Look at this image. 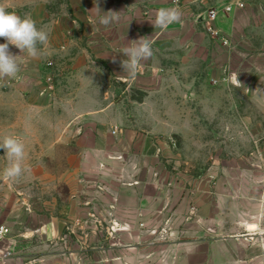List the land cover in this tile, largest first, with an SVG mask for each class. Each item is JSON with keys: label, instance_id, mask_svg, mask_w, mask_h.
Returning a JSON list of instances; mask_svg holds the SVG:
<instances>
[{"label": "rangeland", "instance_id": "1", "mask_svg": "<svg viewBox=\"0 0 264 264\" xmlns=\"http://www.w3.org/2000/svg\"><path fill=\"white\" fill-rule=\"evenodd\" d=\"M63 2L53 0L50 12ZM228 20L216 37L197 27V43L173 62L161 58L145 80L69 62L60 47L49 54L41 46L35 58L11 51L21 70L0 79V141L20 137L29 170L4 178L9 161L0 149V225L8 236L0 264H28L45 247L65 251L67 264L112 258L106 139L125 130L145 137L133 150L149 157L136 161L163 170L167 181L199 190L207 177L214 191L226 181L233 195L264 199L257 185V171L264 176V1ZM98 177L99 194L92 190Z\"/></svg>", "mask_w": 264, "mask_h": 264}, {"label": "crops", "instance_id": "2", "mask_svg": "<svg viewBox=\"0 0 264 264\" xmlns=\"http://www.w3.org/2000/svg\"><path fill=\"white\" fill-rule=\"evenodd\" d=\"M52 1L0 0V5L22 17L30 15L37 27H45L49 36L45 47L50 48L47 53L52 54L53 49L60 47L69 62L106 65L111 76L112 67L124 70L120 61L126 57L119 51L145 37L152 44L153 55L141 61V70L135 78L130 77L141 80L146 79L143 75L146 72L154 74L158 70L156 64L162 62L161 58L173 62L181 48L188 49L191 43H197L202 5L209 7L216 1L223 2L179 0L180 22L161 29L154 27L156 13L160 8L173 7L171 0H97L102 12L119 13V20L107 27L87 22L89 16L103 15L93 9V0H63L55 15L50 12ZM263 1L245 0L241 8L218 19V31L227 26L230 16L252 10ZM0 43L6 40L0 38ZM16 49L9 45L10 52ZM96 68L100 71L99 66ZM118 136L106 139L112 143V152L108 153L112 160L109 183L105 186L111 195L106 221L112 223V258L101 264H264V199L233 195L226 181L224 184L216 181L221 190L214 191L207 177L199 190L196 185L186 188L180 182L167 181L163 170L136 161L149 157L145 150H133L142 144L144 136L127 130ZM254 171L244 169L238 175L249 176ZM257 172L260 175L257 185L264 194V176ZM207 176H212L211 169ZM95 180L92 190L99 194L101 178ZM91 203L94 207V201ZM113 234L119 238H113ZM31 254L28 264H67V253L63 250L45 247Z\"/></svg>", "mask_w": 264, "mask_h": 264}, {"label": "clouds", "instance_id": "3", "mask_svg": "<svg viewBox=\"0 0 264 264\" xmlns=\"http://www.w3.org/2000/svg\"><path fill=\"white\" fill-rule=\"evenodd\" d=\"M93 3V9L102 12L97 0H93ZM102 13L103 15H98L96 18L87 17V22L91 25L98 22L107 27L120 18L119 13L112 10ZM181 17L182 13L178 7L160 8L156 13L154 27L166 29L170 24L179 23ZM0 38L6 40V43H0V79L16 78L21 70L17 61L18 56L9 51V45H14L21 54L35 58L39 55L41 46L49 42L48 33L38 28L36 21L30 15L26 14L22 17L14 11L7 10L3 5H0ZM119 52L126 57L120 63L124 73L131 78H135L140 72L141 61L153 55L152 44L145 37L132 41L130 46L122 48ZM232 79L237 86H240L235 73L232 74ZM0 149L7 155L9 161L3 170L4 178L15 180L29 170L22 166L25 145L20 137L5 136L0 141Z\"/></svg>", "mask_w": 264, "mask_h": 264}, {"label": "built area", "instance_id": "4", "mask_svg": "<svg viewBox=\"0 0 264 264\" xmlns=\"http://www.w3.org/2000/svg\"><path fill=\"white\" fill-rule=\"evenodd\" d=\"M245 0H223V2H214L202 14L200 20L202 29L211 37L219 35L216 22L219 18L229 15L233 10L241 8ZM173 7H179V0H171ZM201 17V16H200ZM115 131H112L114 134ZM7 229L4 225H0V243L6 241Z\"/></svg>", "mask_w": 264, "mask_h": 264}, {"label": "water", "instance_id": "5", "mask_svg": "<svg viewBox=\"0 0 264 264\" xmlns=\"http://www.w3.org/2000/svg\"><path fill=\"white\" fill-rule=\"evenodd\" d=\"M203 17V14H201V18ZM1 152V151H0Z\"/></svg>", "mask_w": 264, "mask_h": 264}]
</instances>
